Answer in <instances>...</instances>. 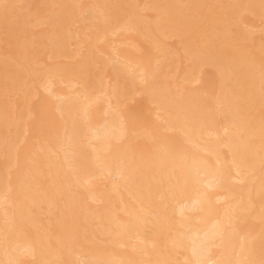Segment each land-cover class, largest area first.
Here are the masks:
<instances>
[{
    "label": "bare ground",
    "instance_id": "obj_1",
    "mask_svg": "<svg viewBox=\"0 0 264 264\" xmlns=\"http://www.w3.org/2000/svg\"><path fill=\"white\" fill-rule=\"evenodd\" d=\"M0 264H264V0H0Z\"/></svg>",
    "mask_w": 264,
    "mask_h": 264
}]
</instances>
